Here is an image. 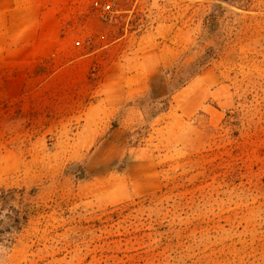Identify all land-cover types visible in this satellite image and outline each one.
Instances as JSON below:
<instances>
[{"label":"rangeland","instance_id":"obj_1","mask_svg":"<svg viewBox=\"0 0 264 264\" xmlns=\"http://www.w3.org/2000/svg\"><path fill=\"white\" fill-rule=\"evenodd\" d=\"M66 2L0 93V264H264V0Z\"/></svg>","mask_w":264,"mask_h":264},{"label":"crops","instance_id":"obj_2","mask_svg":"<svg viewBox=\"0 0 264 264\" xmlns=\"http://www.w3.org/2000/svg\"><path fill=\"white\" fill-rule=\"evenodd\" d=\"M66 1L0 0V93L6 91L10 82L21 92L22 77L49 56H57L65 47ZM122 93L123 98L108 104V108L123 105L126 92ZM103 108L101 103L93 108L100 110L97 114L100 118Z\"/></svg>","mask_w":264,"mask_h":264},{"label":"trees","instance_id":"obj_3","mask_svg":"<svg viewBox=\"0 0 264 264\" xmlns=\"http://www.w3.org/2000/svg\"><path fill=\"white\" fill-rule=\"evenodd\" d=\"M17 196L22 199L25 196L24 190H0V240L7 234L19 232L28 223V212L23 209L11 207L7 214H4L7 206L14 201Z\"/></svg>","mask_w":264,"mask_h":264},{"label":"built area","instance_id":"obj_4","mask_svg":"<svg viewBox=\"0 0 264 264\" xmlns=\"http://www.w3.org/2000/svg\"><path fill=\"white\" fill-rule=\"evenodd\" d=\"M118 2L119 0H92L90 9L99 20L108 23L112 22L119 13ZM85 43L91 45L92 39L87 38L85 42L77 41L76 46L82 48Z\"/></svg>","mask_w":264,"mask_h":264}]
</instances>
